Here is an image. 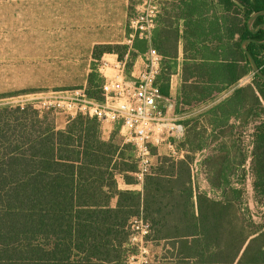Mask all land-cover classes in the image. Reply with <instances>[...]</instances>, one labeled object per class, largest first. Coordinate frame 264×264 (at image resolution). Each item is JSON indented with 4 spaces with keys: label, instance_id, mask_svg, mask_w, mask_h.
Wrapping results in <instances>:
<instances>
[{
    "label": "trees",
    "instance_id": "1",
    "mask_svg": "<svg viewBox=\"0 0 264 264\" xmlns=\"http://www.w3.org/2000/svg\"><path fill=\"white\" fill-rule=\"evenodd\" d=\"M239 1L244 6L240 41L254 39L247 49L264 73V43L258 42L264 28L250 32L246 27L249 15L264 9V0ZM263 22L264 15L258 16L253 26ZM111 50L121 58L112 45L95 46L93 56ZM100 83L93 68L88 96L101 100ZM252 85L236 91L243 115L264 111V80L253 73ZM261 123L253 133L251 169L264 196ZM190 163L187 156L159 157L143 175L140 214L138 194L116 185L118 174L134 182L138 167L130 144L120 145L113 136L104 140L94 117L77 114L57 129L50 112L32 102L0 104V264H128L136 251L129 241L130 222L140 215L150 223L145 241L165 240L176 247L161 256L176 259L170 264H264L263 227L247 229L233 203L197 194L194 212ZM113 194L118 200L110 207ZM252 232L257 235L239 255Z\"/></svg>",
    "mask_w": 264,
    "mask_h": 264
},
{
    "label": "crops",
    "instance_id": "2",
    "mask_svg": "<svg viewBox=\"0 0 264 264\" xmlns=\"http://www.w3.org/2000/svg\"><path fill=\"white\" fill-rule=\"evenodd\" d=\"M6 1L8 4L11 0ZM13 1L18 3L15 4L17 9H14L16 17L14 21H7L0 33V104L10 103L13 97L21 98L17 102H30L34 98L50 97L58 91L86 88L88 75L96 61L119 57L117 50H111L103 51L99 58H94V47L98 45L116 46L124 53L123 58L127 59L128 73L137 75L143 66V54L151 44L162 55L157 84L164 97L161 100L163 109L171 118L185 125L184 136L176 141L177 155L172 158L184 159L194 145L192 140L201 131L214 134L219 131L215 137L222 141L235 139L239 134L252 139L254 123L257 120L264 122V115L259 113L260 117L252 120L250 117L253 113L243 115L244 105L236 95L237 89L253 86V71L248 68L241 47L244 39L240 41L244 6L239 0H161L150 42L136 39L131 49L125 45L127 23L139 0ZM259 25L254 27L252 22L251 28L258 30ZM249 42L245 44L246 49ZM255 93L258 94L256 90ZM262 106L264 109V103ZM70 118L55 116V127L63 129ZM100 133L104 140L113 136L116 142L123 145L122 141L116 139L117 132L108 134L100 126ZM251 146L250 143L248 149ZM161 148L164 150L162 154L169 156L165 146L152 147L151 156L156 157L152 166L161 157ZM203 150L200 149L199 153ZM237 153L235 150L234 154ZM246 153V156L241 153L240 156H244L241 161H233L232 157L229 163H224L229 166L222 165L223 161L226 162L225 156L214 165L216 171H232L231 180L227 182L232 190L229 194L224 193L222 183L210 180L206 184L212 187L215 195L201 189L194 173L197 160L191 161V201L195 213L196 195L204 194L217 201L233 203L237 215L240 214V207L235 202L242 201L243 195L234 194L233 190L252 182L249 176L241 179V183L232 175L236 171H243L244 175L252 171L251 151ZM198 165L206 167L202 162ZM136 173H132L134 182H125L121 175H116V185L118 190L138 194L141 214L144 177ZM117 200V194H113L109 206L115 207ZM138 217L143 218L141 215ZM255 235L257 233L252 232L247 238L239 255ZM144 244L148 250L147 263L170 264L176 261L174 258L162 259L165 251L171 254L176 248L165 240H144ZM131 264L139 262L133 261Z\"/></svg>",
    "mask_w": 264,
    "mask_h": 264
},
{
    "label": "built area",
    "instance_id": "3",
    "mask_svg": "<svg viewBox=\"0 0 264 264\" xmlns=\"http://www.w3.org/2000/svg\"><path fill=\"white\" fill-rule=\"evenodd\" d=\"M160 9L161 0L138 1L134 14L128 18L127 49L133 47L136 39L150 42ZM161 61L162 55L151 44L143 54V66L137 75L128 73L126 58L98 60L95 71L101 78V100L88 96L86 88L78 87L55 92L43 105L63 108L69 117L87 115L99 124L115 126L121 141L133 148L138 167L136 174L143 176L152 166L151 148L165 146L169 156L176 157V141L185 133V125L163 109L164 97L157 84ZM130 230L129 241L136 245V251L128 255L127 262L144 264L148 251L144 237L150 232V223L134 217Z\"/></svg>",
    "mask_w": 264,
    "mask_h": 264
},
{
    "label": "rangeland",
    "instance_id": "4",
    "mask_svg": "<svg viewBox=\"0 0 264 264\" xmlns=\"http://www.w3.org/2000/svg\"><path fill=\"white\" fill-rule=\"evenodd\" d=\"M10 4V8L8 9V5ZM15 4L13 0H11L8 4L6 0H0V33H1V27L2 29L7 25V21H14V18L16 17V12L14 9H17L15 7ZM135 10L130 14H134ZM121 57L123 58L124 53L120 52ZM96 68V65L94 66ZM95 73H97L95 71ZM98 74V73H97ZM99 76V74H98ZM100 77V76H99ZM101 79V78H100ZM54 94V93H53ZM52 94V95H53ZM51 95V94H50ZM51 97V96H50ZM50 97L47 98H34L32 100H29L35 106L38 108L44 109L45 111H49L50 115L58 118H70L67 114V111H65L63 108L60 107H50L46 108L45 105H43L44 100L50 99ZM17 99H21L19 97H13L12 101L10 103H18ZM52 99V98H51ZM43 100V101H42ZM21 103H24L26 101H20ZM244 114V113H243ZM261 115L264 114V111L262 113H259ZM256 116H251L250 119L252 120L255 117H258V114H254ZM260 117V116H259ZM258 121V120H257ZM255 122L256 125H262V121ZM253 124V126H254ZM99 126H102V129L106 131L108 134H115L117 132V128L114 126H111L109 124H99ZM208 132V133H207ZM255 132V129L253 130V133ZM253 133H252V139H247L242 134H239L235 139L228 138L226 141L217 140L216 135L219 134V131L216 132V134L209 132V131H201L200 133L196 134L195 138L192 140L194 142V145L189 148L188 153L186 156L189 160L196 161L197 169L194 170L195 178L198 180V182L201 185V189L205 191H209L212 195L214 194V190L211 191V188L207 186L206 181L210 180L211 182H220L223 186L224 193H230L231 188L228 185L229 180H231V172L229 169L226 170H215V164L223 160V157L225 156L227 159L226 162L223 161L222 165H226L224 163H229L231 161V158L233 157L234 160H243L244 156H246V151H251V160H252V151H253ZM117 140L121 141V139L116 137ZM234 140V142H232ZM231 142L235 145H231ZM225 143L226 145H224ZM252 144L251 149H248V146ZM200 149H204L201 153H199ZM238 151L237 154H234V151ZM161 152L160 156H163L165 154H162L164 150L161 148L159 150ZM157 153V151H156ZM241 153H244L243 158ZM152 163H155L156 157L151 158ZM204 163L206 167H200L198 163ZM251 164V161H250ZM226 166H229L227 164ZM250 174L243 171H236L232 176L237 177L240 182L242 183L241 179H245L248 176L251 178L250 185H241L238 187L239 195H243L241 198L242 201H236L235 204H237L240 207L239 215L240 218L244 221L245 225L248 229H256L260 226L264 227V196L260 195L257 184L259 182L258 178L256 177L255 173L250 171ZM228 182V183H227ZM239 182V183H240ZM256 185V186H255ZM234 191V190H233ZM235 192V191H234ZM236 194V193H234ZM238 194V193H237ZM240 198V197H239Z\"/></svg>",
    "mask_w": 264,
    "mask_h": 264
},
{
    "label": "water",
    "instance_id": "5",
    "mask_svg": "<svg viewBox=\"0 0 264 264\" xmlns=\"http://www.w3.org/2000/svg\"><path fill=\"white\" fill-rule=\"evenodd\" d=\"M264 15V9H261L259 11L253 12L251 15H249V17L246 20V24L247 27L249 29L250 32H255L257 29H252L251 25L252 22L258 17ZM259 28H264V23L259 25ZM249 41H254V39L252 38H247L244 39L241 43V47L246 55V58L249 62L250 68L253 71L254 74L257 75V77H259L260 79L264 80V73L260 70V67L258 66L257 62L255 61L254 57L251 55V53L245 48V44ZM259 43H264V38L260 41H258Z\"/></svg>",
    "mask_w": 264,
    "mask_h": 264
}]
</instances>
